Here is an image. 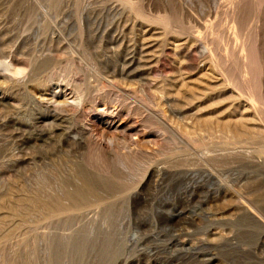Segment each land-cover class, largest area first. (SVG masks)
I'll list each match as a JSON object with an SVG mask.
<instances>
[{
  "label": "rangeland",
  "instance_id": "1",
  "mask_svg": "<svg viewBox=\"0 0 264 264\" xmlns=\"http://www.w3.org/2000/svg\"><path fill=\"white\" fill-rule=\"evenodd\" d=\"M132 2L0 0V58L13 52L29 69L22 81L0 74V264L264 258V249L258 259L249 252L251 233L264 232V0ZM117 6L127 19L120 47L108 44L118 33H105L106 9ZM131 56L140 65L123 69ZM146 83L164 125L145 104L125 103V92L144 96ZM43 99L70 111L65 137L46 143L40 131L51 123L35 126L50 114ZM116 105L119 117L110 114ZM112 121L122 127L110 129ZM229 124L243 128L246 143L223 135ZM81 129L145 136L144 154L110 151L106 160ZM173 235L185 244L173 245Z\"/></svg>",
  "mask_w": 264,
  "mask_h": 264
},
{
  "label": "bare ground",
  "instance_id": "2",
  "mask_svg": "<svg viewBox=\"0 0 264 264\" xmlns=\"http://www.w3.org/2000/svg\"><path fill=\"white\" fill-rule=\"evenodd\" d=\"M120 2H121V4H122V7L124 6V7H130V6H132L133 5V2H132V0H119ZM122 7H112V8H110V9H106V15H105V17L106 18H108L109 19V21H110V26H108L107 28H105V33H107V34H111L112 35V33H118L117 34V36H115L114 38H111V39H109V41H108V44H110V45H118L119 47H120V43L122 42V40L124 41V37L118 32L119 31V29L121 28V26L123 25V24H126V21H127V19H126V16H124L125 15V10H123V8ZM103 14V13H102ZM139 13H137V15H138ZM100 15V14H99ZM140 15V14H139ZM91 16V15H90ZM92 17H93V15H92ZM100 17V16H99ZM91 18V17H90ZM98 19V18H97ZM101 19V18H100ZM107 19V20H108ZM104 20H106L105 18H104ZM177 22V21H176ZM87 23V22H86ZM82 24V23H81ZM109 24V23H108ZM108 24H106V25H108ZM86 26V25H85ZM91 26V25H90ZM124 26V25H123ZM122 29V28H121ZM125 33V32H124ZM126 34V33H125ZM128 36V35H127ZM198 38V37H197ZM200 38V37H199ZM102 41V40H101ZM198 41V40H197ZM203 42V41H202ZM124 43V42H123ZM112 46V47H113ZM116 46L114 47V48H112V49H116ZM123 46V45H122ZM194 47H196V49H198V51L200 52V54H201V56L202 55H204L207 51H208V49L204 46V44H202V43H199V44H197L196 46H194ZM122 48V47H121ZM137 49V48H136ZM211 49V48H210ZM244 49V48H243ZM120 51V50H119ZM128 52V51H127ZM137 52V51H136ZM142 51L141 50H139L138 49V53H141ZM214 54L216 53L215 51L213 52ZM127 54V53H126ZM129 54V53H128ZM135 54V53H134ZM133 54V55H134ZM211 54V53H210ZM206 55V54H205ZM209 55V54H208ZM208 55H206V56H208ZM205 56V57H206ZM10 60H11V62L13 63V64H15V65H19V62L17 61V59L14 57V55H13V52H11V54H10V56L8 57ZM125 60H128V58L127 59H125ZM140 63H141V60L140 61H138L137 59H135L134 57H132L131 56V58H129V60L127 61V65L126 64H124V65H126V66H124L123 65V69H129V68H132V66H135V65H140ZM119 72V70L117 69V73ZM116 73V72H115ZM121 73H123V72H121ZM94 76V75H93ZM93 82V81H92ZM109 83V82H108ZM105 85V84H104ZM103 86V85H102ZM105 87H109V86H106L105 85ZM104 87V88H105ZM151 84L150 83H146V84H144V87H143V92H144V96H141L139 93V91L137 90V91H135V92H133V93H128V92H125L124 93V100H125V103H126V101H130L131 99L132 100H134V101H131V104H133V106L135 105V104H137L138 106L137 107H139V106H141V104H145L146 106H147V108H146V110L148 111V112H152V114H154L155 116H156V118H158L159 120H160V122L164 125L165 123H163V120L165 119V115H164V113H162V112H160L159 111V109H157L158 108V106H159V104L158 103H156L157 101H156V97H155V95H153V92H152V90H151ZM103 89V88H102ZM122 94V93H121ZM117 95H118V93H117ZM123 95V94H122ZM141 97H140V96ZM86 96H88V95H86ZM132 96H136L135 98H136V100H137V98H139L141 101L140 102H137L135 99H134V97H132ZM119 97V96H118ZM122 97V96H121ZM189 98V97H188ZM187 98V96H185L184 98H183V101L185 102H187V101H189V99ZM83 99V98H82ZM89 100V99H88ZM121 100H123V99H121ZM54 101V100H53ZM139 101V100H138ZM95 102V101H94ZM116 102H118V101H116ZM121 102V101H120ZM124 102V101H123ZM128 102H127V104H128ZM166 102H167V107L169 108V111L171 112V113H174V114H176V113H178V114H180V112H182V109L180 110V109H178L177 107H178V105L177 104H174V102L175 101H167L166 100ZM41 103V102H40ZM189 103V102H188ZM43 106H44V108H46L48 111H50V114L48 115V116H44V117H41V118H38L37 119V122L35 123V126H48V122H50L51 124V126H50V128H49V130L48 131H40V133H41V136H39L40 138L42 137V136H47L46 137V139H45V143L47 142V141H50V140H52V138L53 137H55V136H58V137H65V120H67L66 118H65V112H70L67 108H65L64 106L65 105H63V104H61L60 102H57V101H55L54 103H48V101L47 100H45V99H43V101H42V103H41ZM119 104V103H118ZM180 104V103H179ZM183 104V103H182ZM41 105V106H42ZM83 106V105H82ZM122 106H124V105H122ZM127 106V105H126ZM129 106V105H128ZM136 106V105H135ZM119 105H116L115 106V108H114V111H110V114L111 115H116L117 117H119L120 116V114H121V112L119 111ZM130 107H132V106H130ZM62 108V109H61ZM122 108H125V107H122ZM82 109V108H81ZM141 109V108H140ZM108 111H109V109H107ZM122 110V109H121ZM131 109H129V111H130ZM134 110V109H133ZM138 110V109H137ZM78 111V110H77ZM107 111V112H108ZM139 111V110H138ZM79 112V111H78ZM109 113V112H108ZM148 114V113H147ZM151 113H149V115H150ZM150 117H151V115H150ZM158 122V121H157ZM109 126H110V129H115V131H118L121 127H122V125L121 124H119V125H117V122L116 121H112V122H109V124H108ZM161 125V124H160ZM76 127V126H75ZM79 129V128H78ZM93 129V128H92ZM92 129H90L91 131H87L86 129H81L79 132L81 133V135L83 136V135H89V137L91 138V144H93L94 145V147L98 150V154L99 155H103V156H105V159L106 160H111L112 158H110V156L108 155V153H110V151H115L116 153V156H117V158H119V159H122V158H129V157H131V156H136V155H141L143 152L141 151V145L143 146V142H144V139H145V136H142V137H139V139H138V141H133L131 138H129V137H126V136H124V137H122V138H117L116 137V135H109L108 134V132H95V131H93ZM110 129H109V131H110ZM222 129H225L224 131H222V133H223V135H225V136H230L231 135V138L232 139H234V142H232V144H243L244 142L246 143V141H247V138H245V135H246V132L243 130V128L241 127V126H239V125H231V124H229V125H226V126H224ZM42 130V129H41ZM124 131V130H123ZM48 132V133H47ZM124 133V132H123ZM31 136H32V134H31ZM247 137V136H246ZM31 138V137H30ZM181 140V139H180ZM165 141V140H164ZM194 143V142H193ZM181 144L182 145H184V147H185V149H186V151L187 152H189V150H187V148H190V144L189 143H187V142H185L183 139L181 140ZM223 144V143H222ZM144 154V153H143ZM156 154V153H155ZM193 154V153H192ZM102 157V156H101ZM140 158V157H139ZM194 158V157H193ZM104 159V158H103ZM118 159V160H119ZM99 160V159H98ZM127 160V159H126ZM225 161V160H224ZM222 162V161H221ZM262 163V162H261ZM259 166H260V164H258ZM186 173V172H185ZM184 173V174H185ZM203 173L204 174H206L207 176H208V179L209 180H217L216 179V177L212 174V173H210L209 171H207V170H205V169H203ZM177 175V174H176ZM81 176H82V174H81ZM80 176V177H81ZM199 176V175H198ZM82 180H83V178H82ZM81 180V181H82ZM84 183L86 182L87 183V181L84 179V181H83ZM85 183V184H86ZM84 184V185H85ZM88 184V183H87ZM79 191V190H78ZM83 191H85V189H83ZM82 191V192H83ZM87 191H88V189H87ZM90 191V190H89ZM110 191V190H109ZM96 192V191H95ZM77 193L79 194V192H76V195H77ZM86 193V192H85ZM102 193V192H101ZM100 193V194H101ZM73 194V193H72ZM89 194H90V192H89ZM104 194V193H103ZM109 194H110V192H109ZM93 195H94V193H93ZM97 195V194H96ZM99 195V194H98ZM97 195V196H98ZM107 195V194H106ZM74 196V195H73ZM79 196V195H78ZM90 196V195H89ZM105 196V195H104ZM104 196L102 197L103 199H107V198H104ZM110 196H111V194H110ZM68 197H70V196H68ZM72 197V196H71ZM74 197H76V196H74ZM80 197H81V194H80ZM80 197H78V198H80ZM101 197V196H100ZM100 197H99V199H100ZM108 197V196H107ZM83 199H85L84 197H82ZM74 199H76V198H74ZM81 199V198H80ZM82 199V200H83ZM93 199V198H92ZM98 199V198H97ZM96 199V200H97ZM72 200V199H71ZM81 200V201H82ZM101 200V199H100ZM93 201V200H92ZM87 202V201H86ZM89 202H91V201H89ZM94 202V201H93ZM101 202H103V201H101ZM100 202V203H101ZM72 203H73V201H72ZM76 204H77V202H75ZM79 203H81V202H78V204L76 205V204H72V207H73V205H75L76 207H78L77 208V211L78 210H81V209H84V208H79L80 206H81V204H79ZM85 203V202H84ZM98 203H99V200H98ZM69 204V203H68ZM94 204V203H93ZM96 204V203H95ZM78 205H80V206H78ZM86 205V204H85ZM97 205V204H96ZM101 205V204H100ZM66 206V205H65ZM69 206L67 205V208H68ZM91 207L93 208V206L91 205ZM66 208V207H65ZM74 208V207H73ZM73 208H68V209H66V210H71V209H73ZM91 208V209H92ZM51 209V208H50ZM58 209V208H57ZM86 209V211H87V208H85ZM89 209V208H88ZM90 209V210H91ZM101 209V208H100ZM65 210V212H67ZM74 210H75V208H74ZM47 211V210H46ZM48 211H50L49 210V208H48ZM57 211V210H56ZM76 211V212H77ZM82 211V210H81ZM83 211H85V210H83ZM92 211V210H91ZM69 212V211H68ZM71 213V212H70ZM75 213V212H74ZM79 213H80V211H79ZM82 213V212H81ZM89 213V212H88ZM172 232H173V230H172ZM132 233V232H131ZM161 233V232H160ZM179 233V232H178ZM181 233V232H180ZM244 234V233H243ZM252 235L251 236H254V238H256V242L254 243V244H251L252 246L250 247V250H249V252L251 253V255H254L255 256V258L256 259H258L257 258V252H260V250H262V249H264V232L263 233H251ZM160 235V234H159ZM229 235V234H228ZM240 235H242V234H240ZM158 236V235H157ZM167 236V235H166ZM173 236H175V235H173ZM172 238V237H171ZM226 241V240H225ZM168 242V241H167ZM240 242V241H239ZM208 243V242H207ZM138 244V243H137ZM172 244L173 245H180V244H185V242H180L177 238H176V236H175V239H173V241H172ZM200 244V243H199ZM203 244H205V243H203ZM186 245H188V244H186ZM138 246V245H137ZM166 246V245H165ZM164 246V247H165ZM169 246V245H168ZM172 247V246H171ZM180 247V246H179ZM167 247H165L164 249H166ZM170 248V247H169ZM192 248V247H191ZM232 248V247H231ZM193 249V248H192ZM166 250H168V249H166ZM170 250V249H169ZM171 250H173V249H171ZM196 252V251H195ZM248 252V251H247ZM197 253V252H196ZM201 253V252H200ZM241 253V252H240ZM262 253V252H261ZM260 254V253H259ZM195 256V255H194ZM197 256V255H196ZM249 259V258H248ZM198 260V259H197ZM249 261V260H248ZM201 262V261H200ZM260 262V263H259ZM257 263H259V264H264V258H259L258 259V261H257ZM255 264V263H254Z\"/></svg>",
  "mask_w": 264,
  "mask_h": 264
},
{
  "label": "clouds",
  "instance_id": "3",
  "mask_svg": "<svg viewBox=\"0 0 264 264\" xmlns=\"http://www.w3.org/2000/svg\"><path fill=\"white\" fill-rule=\"evenodd\" d=\"M29 69L21 65H15L9 58H0V74L11 80L22 81L27 77Z\"/></svg>",
  "mask_w": 264,
  "mask_h": 264
}]
</instances>
